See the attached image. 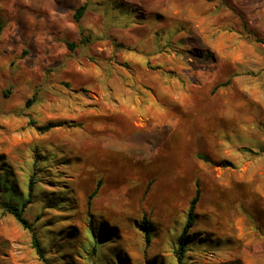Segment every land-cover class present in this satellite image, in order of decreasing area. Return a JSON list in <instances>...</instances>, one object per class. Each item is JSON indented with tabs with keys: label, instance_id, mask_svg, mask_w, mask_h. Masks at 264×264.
Returning <instances> with one entry per match:
<instances>
[{
	"label": "rangeland",
	"instance_id": "374dc122",
	"mask_svg": "<svg viewBox=\"0 0 264 264\" xmlns=\"http://www.w3.org/2000/svg\"><path fill=\"white\" fill-rule=\"evenodd\" d=\"M0 20V264H178L197 183L190 233L217 240L182 263L264 264V0H0Z\"/></svg>",
	"mask_w": 264,
	"mask_h": 264
},
{
	"label": "trees",
	"instance_id": "16d2710c",
	"mask_svg": "<svg viewBox=\"0 0 264 264\" xmlns=\"http://www.w3.org/2000/svg\"><path fill=\"white\" fill-rule=\"evenodd\" d=\"M85 10V7L84 6H79L76 8L75 10V13H74V19L76 20H79V18L82 16L83 12ZM1 20H0V32H1ZM69 47L72 48L73 43H68ZM42 130H46V128H43ZM1 161H0V165H1ZM5 170V175H8V176H11L10 173L7 171L6 168H4ZM34 179L33 177H30L29 180H28V184H27V187H28V191L26 193L27 195V201L28 200H31L32 199V196H33V189H34ZM6 186V190H12L13 192V189H12V182H6L4 184L0 183V186ZM98 186L97 185L94 190H92L90 192V194L88 195V198H87V203L90 204L91 203V199L94 195H96L97 193V190H98ZM12 195V193H10ZM14 194V193H13ZM200 195H201V191H200V188H199V185L198 183L196 184V187H195V192H194V195L193 197L190 199L189 201V204H188V209H187V213H186V220H185V223L183 225V228H182V231L180 232V234L177 236V238L175 239V241H173V256L176 258V263L178 264H183V260L186 259V252H188V250H191V247L193 244H196V245H199L198 242H200L201 240V248L203 250H205L204 248H206V245H204V248H203V244H207V242H210V241H216L217 239H214L213 237H206V235L202 234V235H197V233H194V232H191L190 233V230L191 228L193 227L194 225V222H195V208H196V205L200 199ZM12 196H15V195H12ZM26 203V202H25ZM4 208H5V211L6 212H9L10 214L14 215L19 221L20 223L24 226V227H28L29 226V222L26 218L23 217V210L22 208L18 205V204H11V203H7L4 205ZM148 221L146 220H143L142 221V224H141V227L142 229L144 230V234H145V237L147 238V240H150V232L148 231L147 229V226H148ZM95 230V229H94ZM94 236V235H93ZM95 237V236H94ZM192 237V238H191ZM202 237H204V239H202ZM189 238H191L189 240ZM189 240V241H188ZM190 244V246H188V243ZM203 242V243H202ZM32 243H33V246L37 252V254L39 255H43V248L41 247L39 241L36 239L35 235L32 237ZM118 263H120V261L118 260ZM238 264V263H236Z\"/></svg>",
	"mask_w": 264,
	"mask_h": 264
}]
</instances>
